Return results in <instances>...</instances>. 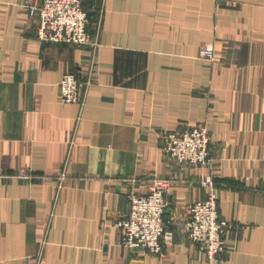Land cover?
I'll return each mask as SVG.
<instances>
[{
    "label": "crops",
    "instance_id": "crops-1",
    "mask_svg": "<svg viewBox=\"0 0 264 264\" xmlns=\"http://www.w3.org/2000/svg\"><path fill=\"white\" fill-rule=\"evenodd\" d=\"M26 3L0 0V264H264V0H84L102 11L96 53L41 41ZM68 72L84 105L60 101ZM197 126L211 168L162 147ZM206 176L231 224L215 260L187 227ZM171 177L174 239L161 256L126 247L129 197Z\"/></svg>",
    "mask_w": 264,
    "mask_h": 264
},
{
    "label": "built area",
    "instance_id": "built-area-1",
    "mask_svg": "<svg viewBox=\"0 0 264 264\" xmlns=\"http://www.w3.org/2000/svg\"><path fill=\"white\" fill-rule=\"evenodd\" d=\"M25 7L38 20V38L46 43L90 47L96 53L100 47L102 11L85 8L84 0H27ZM200 56L213 59V47H202ZM94 57L90 63L93 71ZM80 76L75 72L64 74L59 83L60 101L84 105ZM163 149L178 165L211 168V136L206 126L171 131L162 136ZM26 176V175H25ZM66 174L62 172L58 187L61 188ZM176 179L155 178L146 194H132L130 210L125 218L116 223L122 243L128 248H141L155 255L165 253L166 243L174 239V233L166 230L165 212L167 195ZM203 186L210 188L205 199L192 203L188 208V232L192 243L198 244L210 260L226 252V234L231 224L221 217L218 197L212 176H206Z\"/></svg>",
    "mask_w": 264,
    "mask_h": 264
},
{
    "label": "rangeland",
    "instance_id": "rangeland-1",
    "mask_svg": "<svg viewBox=\"0 0 264 264\" xmlns=\"http://www.w3.org/2000/svg\"><path fill=\"white\" fill-rule=\"evenodd\" d=\"M207 47V46H206ZM214 49V48H213ZM215 51V50H214ZM200 55V54H199ZM201 57V56H200ZM201 58H203V59H206V58H204V57H201ZM208 60H210V59H208ZM162 147H163V144H162Z\"/></svg>",
    "mask_w": 264,
    "mask_h": 264
},
{
    "label": "trees",
    "instance_id": "trees-1",
    "mask_svg": "<svg viewBox=\"0 0 264 264\" xmlns=\"http://www.w3.org/2000/svg\"><path fill=\"white\" fill-rule=\"evenodd\" d=\"M85 8H86V7H85ZM86 9H87V8H86ZM92 15H94V13H93V12H92V13L90 12V16H92Z\"/></svg>",
    "mask_w": 264,
    "mask_h": 264
}]
</instances>
